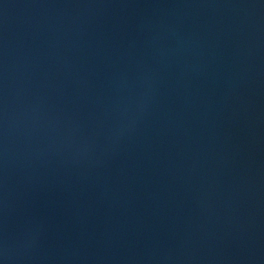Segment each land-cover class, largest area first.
Listing matches in <instances>:
<instances>
[{
	"label": "water",
	"instance_id": "water-1",
	"mask_svg": "<svg viewBox=\"0 0 264 264\" xmlns=\"http://www.w3.org/2000/svg\"><path fill=\"white\" fill-rule=\"evenodd\" d=\"M0 264H264V0H0Z\"/></svg>",
	"mask_w": 264,
	"mask_h": 264
}]
</instances>
